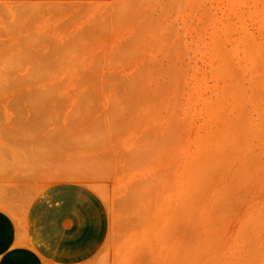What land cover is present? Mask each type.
<instances>
[{
    "label": "rangeland",
    "instance_id": "rangeland-1",
    "mask_svg": "<svg viewBox=\"0 0 264 264\" xmlns=\"http://www.w3.org/2000/svg\"><path fill=\"white\" fill-rule=\"evenodd\" d=\"M18 176L100 194L81 264H264V0H0Z\"/></svg>",
    "mask_w": 264,
    "mask_h": 264
},
{
    "label": "crops",
    "instance_id": "crops-1",
    "mask_svg": "<svg viewBox=\"0 0 264 264\" xmlns=\"http://www.w3.org/2000/svg\"><path fill=\"white\" fill-rule=\"evenodd\" d=\"M109 224L102 197L86 184L0 181V264L87 262L101 251Z\"/></svg>",
    "mask_w": 264,
    "mask_h": 264
},
{
    "label": "bare ground",
    "instance_id": "bare-ground-1",
    "mask_svg": "<svg viewBox=\"0 0 264 264\" xmlns=\"http://www.w3.org/2000/svg\"><path fill=\"white\" fill-rule=\"evenodd\" d=\"M49 155H50V154H49ZM50 156H51V155H50ZM106 161H107V159H106ZM106 167H107V166H106ZM107 168H108V167H107ZM107 168H106V169H107ZM106 169H104V170H106ZM62 171H63V170H62ZM59 172H60V171H59ZM102 173H103V172H102ZM66 174H67V173H66ZM66 174H65V175H66ZM79 174H80V173H79ZM103 174H104V173H103ZM106 174H107V173H106ZM106 174H105V175H106ZM57 175H58V173H57ZM59 175H60V174H59ZM70 175L72 176V174H70ZM76 175H78V174H76ZM81 175H82V174H81ZM107 175H108V174H107ZM63 176H64V175H63ZM73 176H74V175H73ZM68 177H69V176H68ZM75 177H76V176H75ZM98 180H99V179H98Z\"/></svg>",
    "mask_w": 264,
    "mask_h": 264
}]
</instances>
